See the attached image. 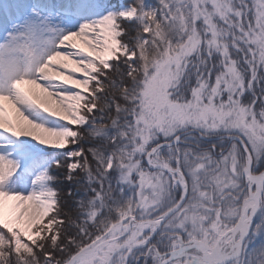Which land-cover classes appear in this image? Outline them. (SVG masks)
Masks as SVG:
<instances>
[{"label":"snow or ice","instance_id":"1","mask_svg":"<svg viewBox=\"0 0 264 264\" xmlns=\"http://www.w3.org/2000/svg\"><path fill=\"white\" fill-rule=\"evenodd\" d=\"M0 264H264V0H0Z\"/></svg>","mask_w":264,"mask_h":264},{"label":"rangeland","instance_id":"2","mask_svg":"<svg viewBox=\"0 0 264 264\" xmlns=\"http://www.w3.org/2000/svg\"><path fill=\"white\" fill-rule=\"evenodd\" d=\"M54 172H57L60 176V181L58 183V187L61 188L62 185H66L68 189H71L73 187V183L68 182L64 177L66 175V169H60V170H54Z\"/></svg>","mask_w":264,"mask_h":264},{"label":"trees","instance_id":"3","mask_svg":"<svg viewBox=\"0 0 264 264\" xmlns=\"http://www.w3.org/2000/svg\"><path fill=\"white\" fill-rule=\"evenodd\" d=\"M62 193L65 195V198H67V191L69 190L68 187L66 185H62L61 188ZM71 189H75V185H73V187H71Z\"/></svg>","mask_w":264,"mask_h":264}]
</instances>
